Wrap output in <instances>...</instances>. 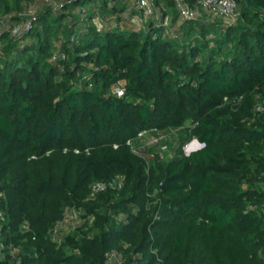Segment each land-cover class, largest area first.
<instances>
[{
	"label": "trees",
	"instance_id": "trees-1",
	"mask_svg": "<svg viewBox=\"0 0 264 264\" xmlns=\"http://www.w3.org/2000/svg\"><path fill=\"white\" fill-rule=\"evenodd\" d=\"M152 1L0 0V264H264V0Z\"/></svg>",
	"mask_w": 264,
	"mask_h": 264
},
{
	"label": "built area",
	"instance_id": "built-area-1",
	"mask_svg": "<svg viewBox=\"0 0 264 264\" xmlns=\"http://www.w3.org/2000/svg\"><path fill=\"white\" fill-rule=\"evenodd\" d=\"M175 1L177 3L178 9L180 10V13H181V16L183 19L192 20L195 18V16H196L195 11L192 8L185 6L183 4V0H175ZM200 3L209 13H211L215 16H221V17H225V18H228V17H231L232 15H234V12H235L236 7H237L236 0H201ZM137 4H138L139 8L141 10H143L144 15L146 17H151V16L156 15L157 8L154 5L152 0H137ZM138 20H140V19L136 18L134 20V22L138 21ZM29 27H30V23H28L27 25H22V26L18 25L14 28L13 35L14 36L22 35L25 32V30L28 29ZM124 91L125 90L122 87H118L116 89V92L119 96H123ZM257 110L260 112H264V101L258 105ZM175 136H176L175 131H171L169 133H164V132L157 130L156 128H151V129H148V130L146 129V130H143L142 132H140L138 135V139L141 143L145 144V146H150L151 144H153V142H156L157 139H166L167 140L168 138L171 139V138H174ZM149 141H152V142L149 143ZM195 141L196 140H194L191 144L193 145V143ZM133 144H134L133 141H128V145L132 146ZM187 146L188 145H186L184 147V151L187 155H189L191 152H190V149L188 152H186L185 148ZM133 149H134V152L136 154H138V155L140 154V151L138 148L133 147ZM161 151H162V152H160L161 157L165 158L163 156V153H167L170 151L167 143L161 147ZM116 187H121V181L120 182L110 181V182L97 183V184H95V186L93 188V193L103 191L107 188H116ZM71 218L75 219L76 216L72 215Z\"/></svg>",
	"mask_w": 264,
	"mask_h": 264
},
{
	"label": "rangeland",
	"instance_id": "rangeland-1",
	"mask_svg": "<svg viewBox=\"0 0 264 264\" xmlns=\"http://www.w3.org/2000/svg\"><path fill=\"white\" fill-rule=\"evenodd\" d=\"M36 10H37V12H38V8H37V9H32L31 14L35 13ZM156 138H157V137H156ZM168 139H169V138H168ZM168 139H167V140H166V139H157V141H156V142H153V144H151L149 147H152L154 152L160 153V152H162V151H161V147H162L164 144L168 143ZM148 140H149V139H148ZM169 140L172 141L173 143L176 142L175 138H171V139H169ZM150 142H152V141H149V143H150ZM163 142H164V143H163ZM191 143H192V142H191ZM191 143H189L188 146L185 148V149H186V152H188L189 149L191 150V148H198V147H199V145H198L197 143L194 144L196 147H194V145L192 146ZM191 146H192V147H191ZM170 147H171V146H170ZM163 156L165 157V159H166V161H167L168 159L171 158V156H172V151L170 150V151L167 152V153H163Z\"/></svg>",
	"mask_w": 264,
	"mask_h": 264
},
{
	"label": "water",
	"instance_id": "water-1",
	"mask_svg": "<svg viewBox=\"0 0 264 264\" xmlns=\"http://www.w3.org/2000/svg\"><path fill=\"white\" fill-rule=\"evenodd\" d=\"M195 143H197V144L199 145V147H198V148H191L190 152H193V151H195V150H198V149H200V148L203 146V145L199 144L198 141H195V142L193 143V145H194ZM193 145H192V146H193ZM194 147H196V146L194 145ZM165 184H166V180H164V181L162 182L161 189H164Z\"/></svg>",
	"mask_w": 264,
	"mask_h": 264
}]
</instances>
